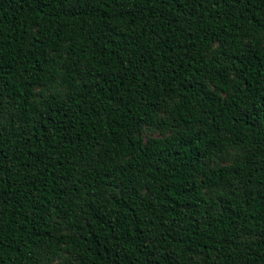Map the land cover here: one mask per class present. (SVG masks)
<instances>
[{
	"label": "trees",
	"instance_id": "1",
	"mask_svg": "<svg viewBox=\"0 0 264 264\" xmlns=\"http://www.w3.org/2000/svg\"><path fill=\"white\" fill-rule=\"evenodd\" d=\"M0 264H264V0H0Z\"/></svg>",
	"mask_w": 264,
	"mask_h": 264
}]
</instances>
